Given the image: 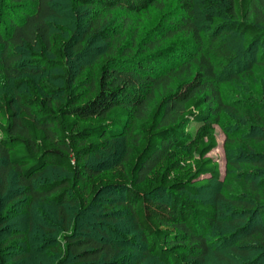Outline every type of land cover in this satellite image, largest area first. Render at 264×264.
<instances>
[{
  "label": "trees",
  "instance_id": "obj_1",
  "mask_svg": "<svg viewBox=\"0 0 264 264\" xmlns=\"http://www.w3.org/2000/svg\"><path fill=\"white\" fill-rule=\"evenodd\" d=\"M56 1L0 0V229L18 202L28 215L49 200L64 221L55 244L40 247L23 231L5 241L0 230V264L47 253L55 264H206L212 256L264 264V0H74L86 17L77 41L53 23ZM152 11L157 19L143 34L140 22ZM87 36L107 46L73 85L72 56ZM225 81L244 91L230 115ZM219 124L225 177L210 155ZM241 136L250 139L239 157L229 143ZM121 140L116 164H88ZM243 164L251 168L239 171ZM49 169L66 176L40 182ZM212 182L220 187L215 200L201 199ZM102 198L103 218L69 227L66 204L74 200L85 213ZM221 199L234 218L221 216ZM124 211L135 232L114 225Z\"/></svg>",
  "mask_w": 264,
  "mask_h": 264
},
{
  "label": "rangeland",
  "instance_id": "obj_2",
  "mask_svg": "<svg viewBox=\"0 0 264 264\" xmlns=\"http://www.w3.org/2000/svg\"><path fill=\"white\" fill-rule=\"evenodd\" d=\"M55 10H57V15L53 19V23L56 24V26L63 27L64 29L69 30H74L75 33V38L74 40H80V38L85 34L84 31H81L80 29L82 26L84 27L85 22H86V17L80 16L79 15V10L77 8V5L74 0H57L55 4ZM83 10V9H82ZM81 11V10H80ZM84 15L89 9L83 10ZM79 15V16H78ZM79 17V18H77ZM157 19V13L152 11L150 15L144 16L142 18V21L140 22L141 26V33L145 34V32L150 31L151 27L153 26V20ZM119 23V22H118ZM115 23L114 26L118 28L120 26V23ZM124 29V28H123ZM124 35V30H122ZM127 31V30H126ZM127 34V32H126ZM142 34V35H143ZM234 38H237L242 41V36L237 35V34H232ZM121 38V37H120ZM123 42H127L126 35L124 36ZM83 49L80 52L74 53L72 56V70L73 73L75 74L73 76V85L75 84V76L76 73L79 72V76H77V80L79 79H84L87 77V69L91 70L93 66L95 65V62L97 58L105 51L107 43L105 41H100L96 38H91L90 36H87L85 42H83ZM178 55V54H177ZM180 55V52H179ZM29 58V55L24 54L22 59L27 60ZM81 68H85L84 70ZM81 70H83L81 72ZM263 73V72H262ZM40 78V75L37 77V79ZM257 83H263V79H260L259 76H256ZM235 82V81H234ZM56 84L61 85L62 82L60 80H56ZM243 85L245 86L246 84L241 81ZM222 86V93H223V99L227 102V107L225 110L228 112L231 110L233 107L234 103H241L240 100H242L244 97L242 94H244L242 91V87L240 88L239 85L233 82H227L225 81L224 83L221 84ZM24 89V86L22 87ZM6 89H11L10 86H8ZM227 112V114H228ZM230 115V112L229 114ZM228 115L224 114L223 120L227 122V117ZM232 115V114H231ZM227 116V117H226ZM230 122H237L236 119L232 118L231 116L228 117ZM224 122V121H223ZM242 125V124H241ZM224 126L219 124L216 126V132L218 135V141L219 145L216 149H214L210 155L215 158L220 164V167L222 169V176L225 177L227 174V135L225 132V129L223 128ZM240 128V127H239ZM243 131V130H242ZM246 130L242 132L245 136L249 137L250 134L246 133ZM250 139L246 137H242L235 139L234 142L229 143V147L231 149H234L237 147V150L240 151L241 146L245 145V142ZM126 140H121L116 143L110 144L108 147H105V149L100 150L97 154L92 155L89 160L88 164H93L101 167V169H106L110 166H113L116 164L119 160H121L122 153L125 149L126 146ZM246 150L242 148V150L239 152V157H241L243 154H245ZM238 153V152H237ZM250 166L248 165H241L239 168V171H244L246 169H249ZM251 168V167H250ZM66 175L63 172H60L59 170H52L49 169L45 174L42 175L40 182L44 181H53L57 179H63ZM264 176V175H263ZM261 175L258 176L260 178ZM263 178V177H262ZM13 181L15 182V178L13 177ZM213 187L211 188V191L209 190V193H206L205 195L201 196V199H208V200H215V192L220 191L219 184H216L215 182L211 183ZM12 188L16 187V182L15 184L13 183L11 185ZM217 187V189H215ZM215 189V190H214ZM215 191V192H214ZM2 201V198H0ZM106 198H102L101 200H98L95 202V206L92 208L91 211L89 212H81L79 208V204L76 203V201H71L70 203L66 204V213L68 216V221H69V227H73L75 222L79 224V230L84 229V225L87 224L88 221H96L100 220V218H103L105 216L104 208H103V203H105ZM220 205H222V213L221 216L223 217H235L233 216L232 212H236L235 208L230 205V203L224 201V199L220 200ZM4 201H2V204ZM25 203H20L18 202L16 205L9 204V207L12 208V211H7L6 213L9 212V216H13L10 220V224H7L5 226H2L1 230V236L3 237L5 241H7L11 233L16 232V231H23L24 233L27 234L29 238H31V244L35 247H40L41 244H49L52 242L55 244L56 240L61 237L62 235V230H61V225L63 224L64 221H62L58 207L54 205L52 202L49 200H42L41 202H35L33 205V211L30 212L28 215L27 214H22L24 213L23 208ZM15 212V213H13ZM238 212V211H237ZM83 214V215H82ZM119 219L117 222L114 223V225L122 231H126L128 233L130 232H135L134 230V225H133V219L129 215L128 212H120L119 213ZM98 217V218H97ZM229 227V225L225 226ZM233 228H228L229 232H232ZM226 231V232H228ZM8 238V239H7ZM12 242H16L17 244L19 243L18 240H13ZM126 247L123 248L125 250ZM12 250V249H11ZM14 250H16L14 248ZM129 250V249H126ZM47 255H50L47 259L35 257L31 258L30 260H25L27 264H55V259H56V254L54 253H47ZM227 255V254H226ZM52 258V260H51ZM143 258L142 255L138 256V260ZM29 259V258H28ZM131 260H135L131 258ZM221 262V261H220ZM25 264V263H24ZM143 264H160L157 263L156 261L152 259H148ZM206 264H219L218 259L215 256H212L209 260H207ZM221 264V263H220Z\"/></svg>",
  "mask_w": 264,
  "mask_h": 264
}]
</instances>
